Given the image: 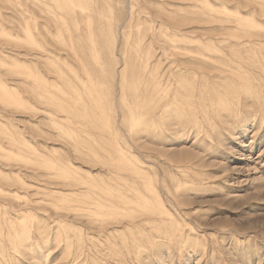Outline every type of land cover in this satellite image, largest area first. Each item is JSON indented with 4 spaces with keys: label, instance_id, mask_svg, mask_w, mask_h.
<instances>
[{
    "label": "rangeland",
    "instance_id": "obj_1",
    "mask_svg": "<svg viewBox=\"0 0 264 264\" xmlns=\"http://www.w3.org/2000/svg\"><path fill=\"white\" fill-rule=\"evenodd\" d=\"M0 264H264V0H0Z\"/></svg>",
    "mask_w": 264,
    "mask_h": 264
}]
</instances>
